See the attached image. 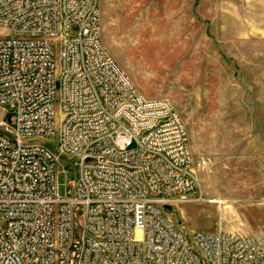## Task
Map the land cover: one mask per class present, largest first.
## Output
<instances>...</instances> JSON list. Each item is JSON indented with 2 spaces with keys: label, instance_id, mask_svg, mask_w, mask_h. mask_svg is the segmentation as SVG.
Masks as SVG:
<instances>
[{
  "label": "built area",
  "instance_id": "obj_1",
  "mask_svg": "<svg viewBox=\"0 0 264 264\" xmlns=\"http://www.w3.org/2000/svg\"><path fill=\"white\" fill-rule=\"evenodd\" d=\"M100 18V0H0V264H264V240L168 218L206 201L186 125L139 92Z\"/></svg>",
  "mask_w": 264,
  "mask_h": 264
},
{
  "label": "rangeland",
  "instance_id": "obj_2",
  "mask_svg": "<svg viewBox=\"0 0 264 264\" xmlns=\"http://www.w3.org/2000/svg\"><path fill=\"white\" fill-rule=\"evenodd\" d=\"M100 9L111 55L143 96L170 101L186 125L206 201L168 205V218L188 236L264 233V0H100ZM5 120L0 108L3 132ZM77 162H59L62 195L73 193Z\"/></svg>",
  "mask_w": 264,
  "mask_h": 264
},
{
  "label": "crops",
  "instance_id": "obj_3",
  "mask_svg": "<svg viewBox=\"0 0 264 264\" xmlns=\"http://www.w3.org/2000/svg\"><path fill=\"white\" fill-rule=\"evenodd\" d=\"M145 97V96H144ZM147 99H157V98H147ZM229 232L239 233L246 236H252L259 240H264V233H258L257 231H248V230H230Z\"/></svg>",
  "mask_w": 264,
  "mask_h": 264
},
{
  "label": "bare ground",
  "instance_id": "obj_4",
  "mask_svg": "<svg viewBox=\"0 0 264 264\" xmlns=\"http://www.w3.org/2000/svg\"><path fill=\"white\" fill-rule=\"evenodd\" d=\"M220 200H221V199H220ZM209 202L215 203V200H211V201H209Z\"/></svg>",
  "mask_w": 264,
  "mask_h": 264
}]
</instances>
